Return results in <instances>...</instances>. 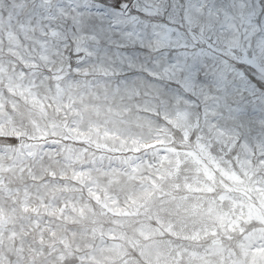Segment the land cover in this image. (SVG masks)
I'll return each mask as SVG.
<instances>
[{"label":"snow or ice","instance_id":"1","mask_svg":"<svg viewBox=\"0 0 264 264\" xmlns=\"http://www.w3.org/2000/svg\"><path fill=\"white\" fill-rule=\"evenodd\" d=\"M46 152L95 210L0 264H264V0H0V182Z\"/></svg>","mask_w":264,"mask_h":264},{"label":"rangeland","instance_id":"2","mask_svg":"<svg viewBox=\"0 0 264 264\" xmlns=\"http://www.w3.org/2000/svg\"><path fill=\"white\" fill-rule=\"evenodd\" d=\"M67 155L46 152L42 160L35 162L27 158L25 165L6 173L8 178L0 182V210L5 220L2 226L17 233V241L23 244L26 255L30 254V246L54 254L61 244L74 246L80 242V224L75 221L81 209L95 210L92 207L95 197L74 179L75 171L86 166L87 161H75L69 167ZM14 161L12 156L0 163L7 167Z\"/></svg>","mask_w":264,"mask_h":264}]
</instances>
